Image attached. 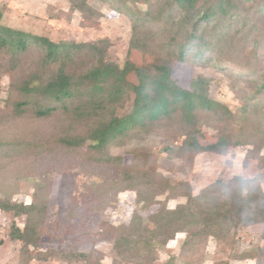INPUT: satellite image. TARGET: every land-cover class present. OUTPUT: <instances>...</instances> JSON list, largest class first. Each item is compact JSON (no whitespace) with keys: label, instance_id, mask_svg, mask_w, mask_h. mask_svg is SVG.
<instances>
[{"label":"trees","instance_id":"16d2710c","mask_svg":"<svg viewBox=\"0 0 264 264\" xmlns=\"http://www.w3.org/2000/svg\"><path fill=\"white\" fill-rule=\"evenodd\" d=\"M67 1L83 17L101 16L90 0ZM104 1L131 19V45L153 56L152 63L136 68L127 60L121 65L111 59L107 38L57 42L45 33L5 24L0 10V79L4 73L11 79L7 107L0 111V122L7 126L0 129V162L5 168L21 161L36 166V199L50 191L51 169L67 167L85 169L97 196L107 201L130 191L140 201L145 197L149 206L166 196L148 218L135 214L127 225L102 226L96 240L115 239L127 254L153 260L186 232L185 254L214 238L231 242L230 261L264 264V243L242 250L232 235L244 226L264 227V176L217 181L196 194L189 182L174 183L148 166L145 150L130 165L113 154L152 134L171 132L183 140L177 151L168 150L169 156L175 152L188 166L201 153L264 147V0ZM176 61L210 65L231 83L243 82V105L235 112L212 98V79L204 75L185 89L173 78ZM131 72L137 84L129 80ZM204 126L214 131V143L204 142ZM176 199L184 201L170 208ZM48 206L38 200L14 204L11 190L0 198V210L26 216L24 229L13 225L11 230L12 240L23 243L21 264L52 258L90 262L79 252L40 249L44 240L54 239ZM164 264L194 263L170 258Z\"/></svg>","mask_w":264,"mask_h":264},{"label":"rangeland","instance_id":"374dc122","mask_svg":"<svg viewBox=\"0 0 264 264\" xmlns=\"http://www.w3.org/2000/svg\"><path fill=\"white\" fill-rule=\"evenodd\" d=\"M90 4L101 16L83 17L71 9L67 0H0V10L5 13V24L45 33L57 42H90L107 38L110 41L111 59L121 65L129 60L136 68H142L153 62V56L132 47L133 26L127 15L118 11L109 1L90 0ZM199 75L212 79V98L226 104L235 112L240 109L243 105V82L233 80L231 83L223 71H217L210 65L203 67L193 62L174 63L173 78L185 89H190L192 82ZM129 80L138 83L135 72L129 74ZM10 90L11 79L4 73L0 79V111L7 107ZM131 109L132 102L123 113H128ZM5 124L1 120L0 129L5 130ZM203 129L204 142L214 143V131L208 126ZM182 140V136L176 132L152 134L114 149L113 154L123 157L125 164L130 165L141 153L140 150H145L148 166L154 167L174 183L189 182L196 194L217 181L228 182L236 176L244 179L264 176V147L238 145L230 148L225 154L201 153L196 156L193 164L188 166L175 152L171 156L168 152L172 149L177 151ZM13 164L15 162L5 168L0 162V198L11 190L14 204H31L38 200L41 205H49L47 219L54 225L51 227L54 239L44 240L40 249L75 251L88 255L90 260L87 262L52 258L48 261L33 260L30 264H164L170 258H176L180 263L222 264L231 259V242L226 245L214 238H210L196 251L183 253L181 249L187 238L186 232L178 233L164 249L158 251L153 260L139 257L138 253H125L117 247L115 239L98 242L96 239L102 226L127 225L135 214L148 218L158 212L161 204L166 201V196L157 198L149 206L144 204L145 197L140 201L138 193L130 191L107 201L97 196V189L93 182H90L89 176L84 177L85 173L82 171L85 172V169L67 167L51 169L53 183L50 191L39 194L36 199L35 193L38 191L32 179L36 166H31L29 161ZM12 165L15 167L12 168ZM183 201L171 200L168 206L174 208ZM25 224L26 216L16 217L12 212L0 210V264H21L23 243L12 240L11 230L13 225L24 229ZM232 235L233 241L242 250L264 243L262 224L233 230ZM230 264L257 263L249 260L230 261Z\"/></svg>","mask_w":264,"mask_h":264}]
</instances>
